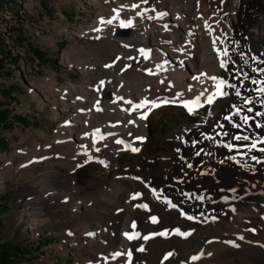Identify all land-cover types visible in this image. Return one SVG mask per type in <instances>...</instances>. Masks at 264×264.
<instances>
[{
  "label": "rangeland",
  "instance_id": "374dc122",
  "mask_svg": "<svg viewBox=\"0 0 264 264\" xmlns=\"http://www.w3.org/2000/svg\"><path fill=\"white\" fill-rule=\"evenodd\" d=\"M102 3L108 5L109 0H102ZM256 3L255 0H244V7L239 11V15L243 19L252 18L260 9L264 17V7ZM182 4V15L183 12H194L195 6L191 2L184 1ZM96 10L95 4L89 0H0V45L5 56H10L3 61L0 68V109L8 110L7 128L0 129V204L4 205L0 215V242L15 245L19 250L13 255L10 264H113L117 258L132 254L134 246L139 247L137 253L144 256L145 264H168L167 261L156 258L155 238L146 241L147 233L164 230L166 236L163 239L166 240L170 238L165 229L169 223L199 224L214 222L212 219L218 220L219 217H215V214L219 216L223 203L210 201L209 198L214 199L225 190L231 197L235 191L232 186L233 179L248 174L251 165L264 173V159L259 158L256 162L255 159L251 160L250 149L247 147L249 140H243L245 135L242 132L234 135L233 116L237 112L236 109L232 110L234 101L249 88L244 85L241 68L235 61H231L222 84L224 94L232 106L223 116L228 131L225 133L223 122L221 127L216 125L204 130L202 134L207 138L191 146L194 158L186 169L182 167L178 174L167 172L165 166H159L161 155L177 154L180 148L184 147V141L189 143L188 140L181 139L177 132L191 127L199 118L206 117L211 104L193 106L188 102L169 103L161 110H154L144 123L146 138L137 161L144 172L157 169L150 178V185L152 186L155 179H163V202L156 201L150 191L145 192L141 188L142 197L134 202L135 205H140V212L127 219L125 231L121 230V211L110 209L111 213L108 214L105 209L103 211L108 214L107 218L97 223L103 230L100 236L93 226L98 218L97 214H92V217L84 215V206L81 205L78 209L66 206L55 209L56 198L52 189L43 188L33 182L39 178L41 171L47 175L51 172L71 176L78 185L85 187L95 177L114 179V173L119 170L115 165L101 168L95 161L80 162L82 164L72 169L63 168L60 164L68 159L67 154H62L65 143L54 140L58 126L64 122L60 85L68 82L77 85L83 77V72L78 68L63 62L62 52L71 43L78 42L79 38L74 36V33L78 32L79 25L93 20ZM218 18L220 23H226L228 20L221 9ZM229 21L232 20H228V23ZM235 21L229 46L238 50L242 56L243 67L249 59L253 65L251 52L254 45L242 39L243 26H239L238 20ZM19 32L21 41L17 39ZM115 32L118 36H125L127 28L121 26ZM236 34L241 36L237 38ZM263 36L264 33L259 40L261 46H264ZM219 44L216 36L214 40H204L202 61L205 70H209L212 62L216 60ZM124 48L135 56L132 64L121 62L114 69H106L107 79L96 92L88 94L82 89L69 94V98L83 104L75 108V113L81 118L85 119L87 116L85 104L89 96L98 97L107 91H118L122 95L128 85L145 89L147 82L161 78L160 71L140 55L136 37L130 38ZM81 50V53L71 58L72 64L85 63L84 49ZM52 77L56 80L54 88L50 86ZM15 87L16 89H11ZM7 88L12 100L6 97ZM185 105L192 109L191 112ZM251 120L252 116L248 118V121ZM157 126L162 130H157ZM148 127L150 133L147 131ZM244 133L248 134L247 128ZM86 140L88 154L100 146V140L94 135H89ZM239 140L244 141L241 159L238 158L242 153L235 149ZM263 145L264 143H261L259 147ZM198 154H211L212 158L204 160L198 158ZM127 159L134 160L130 153L125 151L117 157L119 166ZM223 161L226 162L228 170L235 164L243 163L245 172L235 171L234 174L226 175L223 172L226 167L221 164ZM215 166H219L218 170ZM225 181L228 183L227 188ZM44 191H48L44 199L36 200ZM74 194L78 198L85 197V191ZM109 202L112 201L109 199ZM118 202L119 199H116L107 208L118 205ZM74 211H79V215H73ZM38 212L39 219L38 216L31 218L26 215ZM43 217H46L47 222ZM35 218L38 220H33ZM130 234L134 237L130 239L131 242L128 239ZM167 251L166 248L160 250L163 253Z\"/></svg>",
  "mask_w": 264,
  "mask_h": 264
},
{
  "label": "bare ground",
  "instance_id": "6f19581e",
  "mask_svg": "<svg viewBox=\"0 0 264 264\" xmlns=\"http://www.w3.org/2000/svg\"><path fill=\"white\" fill-rule=\"evenodd\" d=\"M89 1L97 7L96 15L92 21L79 25L78 32L72 34L79 38L78 42L71 43L62 52L63 62L78 68L83 72V77L77 85L72 82L60 85L64 122L58 126L54 140L65 143L62 154L68 156L60 166L72 169L82 164L80 162L93 161L100 164L101 168L114 166L117 157L125 151L137 161L146 138L144 123L154 110H161L169 103L188 102L193 106L209 103V97H212L211 108L206 117L199 118L194 125L184 128L183 131H176L181 139L188 140L189 143L184 141V147L177 154L161 155L159 166H165L169 173L178 174L194 158L191 146L206 140L207 137L202 134L204 130L216 125L221 127L223 122L225 133L228 131L223 116L232 106L222 87L220 91L223 94H216V84L225 81V73L231 61H235L241 68L244 85L249 88L234 101L232 110H237L233 116L234 135L242 132L248 137L243 140H249L247 147L250 149L251 160L255 159L256 162L259 158L264 159V145L259 147L264 143V92L260 91V88H264V46L259 43L261 34L264 33V17L260 9L252 18L243 19L239 11L244 7V0H109L108 5L103 4L102 0ZM184 1L195 6L193 13L183 12L182 15ZM255 2L256 5L264 7V0ZM220 9L228 20H232L230 23L228 20L226 23L219 22ZM109 20L112 23H108ZM235 20H238L239 26H243L242 39L254 45L251 52L253 65L249 59L243 67L242 56L236 48L229 46ZM121 26L127 28L125 36L116 35L115 31ZM215 36L220 43L217 58L209 70H205L202 45L206 38L214 40ZM237 36L241 34H236L235 37ZM132 37L138 39L140 55L160 71L161 78L147 82L145 89L128 85L122 95L118 91H107L98 97L89 96L85 104L87 116L85 119L81 118L75 113V108L83 104L69 98V94L82 89L88 94L96 92L107 79L106 69H114L121 62L132 64L135 56L124 48ZM81 48L84 49L86 61L81 65H74L71 58L81 53ZM225 52L227 55H224ZM222 62L223 68L220 66ZM213 77L216 79L213 80ZM55 82L52 77L51 88L55 87ZM250 116L253 120L247 119L245 122L244 118ZM245 128L248 129V134L244 133ZM89 135L98 138L100 146L88 154L85 143ZM243 140L237 141L238 147H235L242 153L238 159L243 157ZM79 156L81 157L78 158ZM198 158L207 160L212 157L211 154H206ZM127 160L114 173L113 180H90L85 187L64 181L67 175L51 172L47 175L43 171L33 182L43 188L52 189L56 198L55 209L62 206L78 209L82 205L86 208L84 215L92 217V214H97L98 218L93 226L99 236L103 230L97 223L107 218L111 213L110 209L121 211V230L125 231L127 219L140 212V205L134 204L142 197L140 189L150 191L156 201L162 202L161 194L165 189L162 178L155 179L152 186L150 185V178L157 169L143 172L142 166L128 163ZM221 164L226 167L223 169L226 175L234 174L235 171L245 172L243 163L233 165L231 170L227 169L225 161ZM218 168L219 166H215L216 170ZM248 171V174L233 179L232 186L235 191L231 197L225 190L214 199L209 198L210 201L223 203L219 216L215 214V217H219L218 220L212 219L214 222L199 224L169 223L165 229L170 238L166 240L163 239L166 236L164 230L147 233L146 241L155 238L156 258L165 260L168 264H264V173L259 172L253 165ZM225 186H228L226 181ZM78 191H85V197H76L74 193ZM47 193L48 191H44L36 200L44 199ZM116 199H119L118 205L107 208ZM105 209L108 214L103 211ZM79 213L74 211L73 215ZM26 215L31 218L38 216L39 219L40 213ZM43 220L47 222L46 217ZM163 248L168 251L160 252ZM138 249V246H134L132 254L117 258L113 264H145L144 256L137 253Z\"/></svg>",
  "mask_w": 264,
  "mask_h": 264
},
{
  "label": "trees",
  "instance_id": "16d2710c",
  "mask_svg": "<svg viewBox=\"0 0 264 264\" xmlns=\"http://www.w3.org/2000/svg\"><path fill=\"white\" fill-rule=\"evenodd\" d=\"M20 35L21 34L19 32V35L17 37L19 41L22 40ZM36 51H39V50L36 49ZM7 58H10V56H5L2 50V47L0 45V68L2 67L4 63L3 61ZM11 89H16V87L11 88ZM9 91H10L9 88L5 89V92L7 93L6 97L8 98V100H12L13 98L9 95ZM7 123H8V110L6 108L0 109V129L7 128ZM157 130H162V128L157 126ZM3 208H4V205L0 204V215L3 212ZM16 251L19 252V250L17 249L15 245H12L7 242H0V264H10L13 260V255L16 254L15 253Z\"/></svg>",
  "mask_w": 264,
  "mask_h": 264
},
{
  "label": "snow or ice",
  "instance_id": "6c2138e0",
  "mask_svg": "<svg viewBox=\"0 0 264 264\" xmlns=\"http://www.w3.org/2000/svg\"><path fill=\"white\" fill-rule=\"evenodd\" d=\"M134 7H135V6H134ZM102 22H103V21H102ZM107 22H108V23H112L111 20H109V21H107ZM224 55H227V52H225ZM220 66L223 68V67H224V63L222 62ZM246 78H247V77H246ZM212 79L215 80L216 78L213 77ZM253 82H255V81H253ZM222 84H223L222 81L216 84V89H217V93H216V94H223V93L220 91V90H221V87H222ZM260 91H261V92H264V88H260ZM208 102H209V103L212 102V97H209ZM185 107H189V106H188V105H185ZM191 110H192V109L189 107V111H190V112H191ZM249 111H251V109H249ZM247 119H248L247 117L244 118L245 122H247ZM236 139H240V137H236ZM244 139H248V137H244ZM117 143H119V141H117ZM252 146L255 147V144H253ZM134 151H135V149H134ZM133 198L135 199V197H133ZM153 222H155V219H153ZM133 227H135V225H133ZM125 235H127V234H125ZM162 235H165V234L162 233ZM133 238H134L133 236H128V239H133ZM141 250H142V249H141ZM117 255H119V253H117ZM129 255H130V254H129Z\"/></svg>",
  "mask_w": 264,
  "mask_h": 264
},
{
  "label": "flooded vegetation",
  "instance_id": "af4514ba",
  "mask_svg": "<svg viewBox=\"0 0 264 264\" xmlns=\"http://www.w3.org/2000/svg\"><path fill=\"white\" fill-rule=\"evenodd\" d=\"M127 162L128 163H131V164H136V165H139V166H141L139 163H138V161H136V160H133V161H131V160H127ZM124 163H125V161H124ZM123 163V164H124ZM115 166H117V167H119V170H120V167L122 166H119V164H118V162H116V164H115ZM118 170V171H119ZM117 171V172H118ZM142 171H143V169H142ZM144 172V171H143ZM116 173V172H115ZM103 178V177H102ZM98 179H101V177H95V178H93L92 180H98ZM106 179H108V178H106ZM108 180H113V179H108ZM64 181H69V182H71L72 184H77V182L75 181V179L74 178H72L71 176H66V177H64Z\"/></svg>",
  "mask_w": 264,
  "mask_h": 264
},
{
  "label": "water",
  "instance_id": "95a60500",
  "mask_svg": "<svg viewBox=\"0 0 264 264\" xmlns=\"http://www.w3.org/2000/svg\"><path fill=\"white\" fill-rule=\"evenodd\" d=\"M147 131H148V133H150V132H151L150 128H148V130H147Z\"/></svg>",
  "mask_w": 264,
  "mask_h": 264
}]
</instances>
